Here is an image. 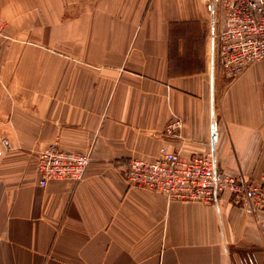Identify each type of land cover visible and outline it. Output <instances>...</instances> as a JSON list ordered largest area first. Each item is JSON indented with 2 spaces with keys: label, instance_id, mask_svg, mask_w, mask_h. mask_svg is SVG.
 Instances as JSON below:
<instances>
[{
  "label": "crops",
  "instance_id": "1",
  "mask_svg": "<svg viewBox=\"0 0 264 264\" xmlns=\"http://www.w3.org/2000/svg\"><path fill=\"white\" fill-rule=\"evenodd\" d=\"M212 5L0 0V264H264L257 220L228 194L168 202L124 179L160 149L264 175V60L235 80L213 68ZM57 138L91 161L43 188L37 160Z\"/></svg>",
  "mask_w": 264,
  "mask_h": 264
},
{
  "label": "built area",
  "instance_id": "2",
  "mask_svg": "<svg viewBox=\"0 0 264 264\" xmlns=\"http://www.w3.org/2000/svg\"><path fill=\"white\" fill-rule=\"evenodd\" d=\"M210 40L213 68L229 79L241 77L253 64L264 60V0H213ZM5 23L0 19V38ZM183 123L174 118L167 127L180 131ZM0 143V156L8 148ZM91 159L88 154L67 151L55 139L40 154L36 171L39 185L52 181L79 182ZM124 179L129 187L157 193L168 202L217 205L224 195L233 206L252 214L264 236V175L258 181L221 171L212 153L186 156L181 151L160 149L154 158H133Z\"/></svg>",
  "mask_w": 264,
  "mask_h": 264
},
{
  "label": "water",
  "instance_id": "3",
  "mask_svg": "<svg viewBox=\"0 0 264 264\" xmlns=\"http://www.w3.org/2000/svg\"><path fill=\"white\" fill-rule=\"evenodd\" d=\"M214 138H215V136L213 135V141H214Z\"/></svg>",
  "mask_w": 264,
  "mask_h": 264
}]
</instances>
